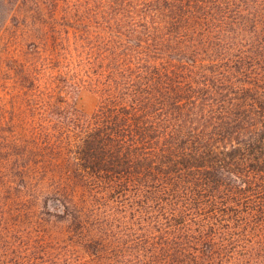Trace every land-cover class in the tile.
Masks as SVG:
<instances>
[{
	"label": "rangeland",
	"instance_id": "1",
	"mask_svg": "<svg viewBox=\"0 0 264 264\" xmlns=\"http://www.w3.org/2000/svg\"><path fill=\"white\" fill-rule=\"evenodd\" d=\"M109 2L0 0V264H264V194L238 203L217 183L163 191L79 165L87 164L75 158L85 133L118 99L111 78L124 73L113 39L129 30L108 25L118 16ZM236 3L205 8L208 24L180 39L182 28L137 11L138 32L159 36L142 52L149 66L210 80L169 126L206 128L213 109L235 108L234 94L213 95L217 76L239 86L248 84L241 74L264 77V0ZM251 50V59L240 55Z\"/></svg>",
	"mask_w": 264,
	"mask_h": 264
},
{
	"label": "trees",
	"instance_id": "2",
	"mask_svg": "<svg viewBox=\"0 0 264 264\" xmlns=\"http://www.w3.org/2000/svg\"><path fill=\"white\" fill-rule=\"evenodd\" d=\"M237 1L110 0L109 6L118 8V16L109 17L108 25L123 27L126 24L124 30H129L127 37L117 28V34L125 39L116 42L113 39V43L119 46V62L124 73L111 78V87L117 86L118 99L107 101L96 117L98 120L93 130L86 132L82 139L84 149L80 147L75 152L78 154L76 159L87 163L79 162L83 169L105 177L111 175L124 179L127 183L135 181L133 183H145L143 186L147 187L155 185L163 191L184 183L204 192L210 184L217 183L224 188V192L230 191L237 197L238 203L248 200L250 193L252 198L264 194V106L257 100V95L264 98V77L241 74L246 78L243 82L248 84L239 86L223 76H217L218 79L211 85L215 90L213 95L223 94L228 98L230 94L226 93L234 94L235 108L228 109L222 105L217 110L213 109L211 112L216 122L209 125L212 130L188 125V120L182 125L169 126L172 114L181 111L186 102L197 99L194 89L201 85L209 87L210 80L204 77L199 82L193 78L181 81L179 78L182 79V76L173 79L172 69L165 74H159L160 69L156 72L158 69L149 66L150 62L143 54L148 52V46H155L153 42L159 36L157 32L151 35L146 29L140 34L136 18L137 11L146 13L148 9L150 13L168 19L177 29L182 28L177 36L180 39L181 36L186 37L190 29H196V34H199L200 24H208L211 17L208 12H201L205 8L211 5L221 7V10L222 7L229 9V5L238 8ZM121 16L125 19H119ZM161 23L158 21L157 24ZM183 30L184 34H181ZM252 53L251 50L240 55L251 59ZM246 91L248 93L243 95ZM188 92L194 94H184ZM258 109L261 113L255 112ZM256 116L263 117L260 124L256 123ZM170 137H173L174 146L169 141ZM208 172L215 173L213 180ZM137 174L146 175L149 181L135 179ZM190 175L193 178H187ZM178 187L183 188L181 185ZM212 197L219 200L216 195ZM217 209L215 207L214 211Z\"/></svg>",
	"mask_w": 264,
	"mask_h": 264
}]
</instances>
